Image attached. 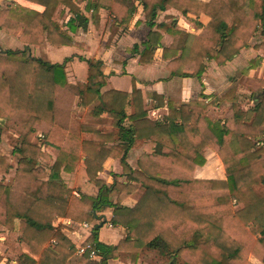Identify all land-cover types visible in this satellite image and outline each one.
<instances>
[{"label":"trees","instance_id":"trees-1","mask_svg":"<svg viewBox=\"0 0 264 264\" xmlns=\"http://www.w3.org/2000/svg\"><path fill=\"white\" fill-rule=\"evenodd\" d=\"M30 1L43 9H2L0 30L11 34L21 31V40L31 44L45 39L53 45L74 43L51 18L59 3L72 13L69 23L76 22L83 28L88 18L79 4L84 1L85 9L92 10L93 22L99 18V9L105 8L114 16L116 27H126L136 11L134 0ZM140 3L150 28L141 63H150L154 49L161 45L160 34L152 30L158 10L170 5L184 14L191 11L199 15L192 5L201 4L200 13L210 17L198 37L174 31V41L163 48L162 59L168 61L173 76L199 77L205 70V59L225 64L248 47L255 34L259 36L255 46H264V0ZM82 59L88 66L87 79L72 84L65 71L68 59L50 63L28 56L26 50H0V130L9 131L19 143L13 149L19 155L16 183L3 185L0 181V227L8 229L5 240L16 251L17 264H87L88 254L75 258L74 244L52 226V221L57 217L90 221L103 207H112L111 224L125 227L127 236L117 245L104 244L98 240L99 225H95L85 243L94 244L98 264H108L120 252L130 255L135 264L142 248L167 256L168 264H252L249 255L264 264V88L245 110L232 102L222 119L206 114L209 104L201 93L202 100L179 107L167 101V114L152 120L143 108L138 88L134 86L130 93L102 92L106 83L102 60ZM261 61L262 57L251 59L242 72L258 67ZM188 63L192 69L185 71ZM249 81L264 87V78ZM153 96L165 105L163 95ZM59 101L89 107L93 116L105 114L116 131L102 132L72 118L59 123ZM130 107L133 112L127 113ZM138 139L153 146V154L138 159L139 168L149 178L165 184L167 190L146 187L139 202L128 208L121 205L122 199L135 188L116 180V174H112L113 181L108 185L98 173L107 157H119L120 175L132 181L126 153ZM42 146L55 153L49 171L37 162L46 156ZM207 146L220 158L224 179L194 177L195 167L206 162ZM81 157L87 178L98 188L95 197L75 196L60 176L61 170L73 171ZM0 166L11 168L9 157L0 154ZM170 189L176 196L170 194ZM112 191L118 193L116 202H112ZM139 213H145L143 218ZM51 238L55 243L47 246Z\"/></svg>","mask_w":264,"mask_h":264},{"label":"crops","instance_id":"crops-1","mask_svg":"<svg viewBox=\"0 0 264 264\" xmlns=\"http://www.w3.org/2000/svg\"><path fill=\"white\" fill-rule=\"evenodd\" d=\"M142 1L149 3L151 0ZM199 1L207 3L210 0ZM86 2L79 4L81 12L88 18L85 28L77 25L76 22L69 23V19L73 17L72 13L62 3H59L52 13V20L58 23L62 32L71 37L74 42L72 45H53L46 39L37 44L26 43L21 40V31L11 34L0 30V48L2 50H26L28 56L41 58L50 63H62L68 59L65 64V71L68 82L72 84L77 81L85 82L87 79L88 66L82 58L100 59L105 66L104 74L106 75V83L101 91L116 90L130 93L135 86L140 90L143 97V108L147 110L148 118L152 120L161 119L167 114V101H170L174 107H179L182 103L191 100H202L201 93L206 95L203 100L209 104L206 114L212 119H219L217 116L212 115L216 112L213 109H218L222 104L224 106L226 104L228 110L233 102L232 95L227 91V95L223 94V100L219 101V97L214 98L213 95L208 93L211 86L208 85L206 80L208 77L213 79L217 75L220 76L222 69L238 68L243 71V68L248 66L251 59L262 57L261 64L258 67L249 69L247 73L242 72V76L251 85L256 84L249 80L264 78V53H260V51H264V49H261L264 47L255 46L259 42L258 34L253 36L248 47L242 48L238 54L223 65H217L213 60L205 59V70L199 77L171 75V70L167 65L168 61L162 59L163 48L169 47L174 41V31H181L196 37L200 35L203 27L207 25L210 19L206 13H200L203 11L201 4L192 5L193 9L199 12V15L191 11L184 14L170 5H166L163 10H158L153 21L152 30L160 34L161 45L154 49L150 63H141L139 59L145 48L143 43L147 40L150 28L147 25L144 8L140 0H134L136 11L126 27H116L112 21L114 16L105 8L99 9V18L97 22H93L91 20L92 10L85 9ZM18 6L38 11L43 9V7L30 0H0V10L12 9ZM161 26H165L166 29ZM180 52L181 50H178L176 54L179 55ZM184 67L185 71L186 68L192 69L191 63L185 64ZM258 70L259 73H262L260 76H257ZM153 93L163 95L165 105L157 102ZM75 103L77 105V102ZM132 112L133 108H128L127 113ZM92 117L93 120H91L96 121L92 125L102 132L116 131V128L111 125V120L105 114ZM97 120H103L102 127H100L101 122L97 123ZM128 124L129 122L125 120L124 125L127 126ZM12 142H16L15 136L5 129L0 130L1 155L7 157L15 155L13 154L14 146L11 144ZM152 147L147 140L138 139L127 151L126 162L132 169V181L129 182L126 181L125 176L120 175L122 167L119 157L109 156L104 161L102 171L98 173V178L103 179L110 185L113 181L112 174H116V180L124 184H130L135 188L132 193L122 199V206L133 208L144 194L146 187H151L153 190H167L165 184L149 178L138 166V159L141 155L153 154ZM41 150L46 156L39 157L37 162L49 171L55 160V153L44 146ZM204 155L206 162L203 166L195 167L194 177L223 179V176H221V172L224 174L222 162L215 151L207 146L204 148ZM42 160L43 162H41ZM16 166L17 164L14 166L13 162H11V168L7 170L0 166V181L3 185H15ZM60 176L66 186L72 189L75 196L79 197L81 194H86L95 197L97 195V186L87 178L83 157L77 161L73 171L65 172L61 170ZM117 196L116 191L111 192L112 202H116ZM112 210V207H103L100 211H96L98 217L90 222L57 217L52 221V226L67 236L75 248L86 241L95 225H99L98 240L100 242L117 245L126 239L127 231L122 225L111 224ZM144 215L145 213H139L141 218ZM7 233V228L0 227V264H17L16 251L4 242ZM52 240L54 239L49 240L47 246L55 243V240L54 243ZM79 255L75 253L74 257L78 258ZM248 260L252 264H261L253 255H249ZM98 262L99 256H95L90 258L87 264H98ZM168 262V257L160 255L158 251L142 248L138 253L135 264H168ZM108 264H132L131 257L125 252H120L117 258L109 259Z\"/></svg>","mask_w":264,"mask_h":264},{"label":"rangeland","instance_id":"rangeland-1","mask_svg":"<svg viewBox=\"0 0 264 264\" xmlns=\"http://www.w3.org/2000/svg\"><path fill=\"white\" fill-rule=\"evenodd\" d=\"M253 40H252V42H253ZM261 49L263 50L264 48H261ZM0 50H2V49L0 48ZM260 53H264V51H260ZM240 68L242 69V67H240ZM221 71L222 72L220 73V76L217 75L215 78L213 77V79L208 77V79L206 80L208 85L211 86V87H209L208 93L213 95L214 98L219 97L218 100L222 101L223 100L222 95L223 94L227 95L226 92L228 91V92H230V95H232L233 102L238 103L244 110L251 107L253 104V102H252L253 98H255V99L258 98L259 94L262 93V89L264 87L259 86V85H251L242 76V71L238 68L237 69L232 68L231 70L225 68V69H222ZM257 74H258L257 76H260L262 73H259V70H258ZM228 89H230V90H228ZM212 101H213V99H212ZM58 103L59 104L56 107L57 108L56 109V121H58L59 123H66L67 120L70 118H72V119H74L80 123L88 124V125L89 124L92 125L94 122H96L95 120L92 121L93 120V117H92L93 114L91 113V110L89 107L80 108L79 107L80 105L77 106L78 104L76 105V103H74V102L73 103L70 102V103L66 104L64 102L61 103L59 101ZM213 110L216 112L213 113L212 115L217 116L219 119H222L225 116V113L227 110L226 104H225V106H224V104H222L221 106L218 107V109H213ZM97 121H98L97 123L101 122L100 127H102L103 120H97ZM37 135L41 136V132L38 131ZM262 139H264V136L262 137ZM15 140H16V142L11 143L14 147L18 146V144H19L18 139L16 137H15ZM13 154H15V155H10L11 157H9V159H10V162H13L14 166H15L17 164L18 159H19V155L17 153H13ZM41 162H43V160ZM44 163H45V161H44ZM223 172H224V169H223ZM221 174H222L221 176H223V179H224L225 178V172H224V174L221 172ZM169 192L172 196H176V193L173 189L172 190L170 189ZM90 221H92V220H90ZM90 221H88V222H90ZM5 236L7 237L8 233ZM4 242L6 244H8L6 240H4Z\"/></svg>","mask_w":264,"mask_h":264},{"label":"built area","instance_id":"built-area-1","mask_svg":"<svg viewBox=\"0 0 264 264\" xmlns=\"http://www.w3.org/2000/svg\"><path fill=\"white\" fill-rule=\"evenodd\" d=\"M52 242L54 243V240H52ZM75 249H76V253H78L80 255L88 254L89 258H93L96 256V252H95L93 243L83 242L82 244L77 246Z\"/></svg>","mask_w":264,"mask_h":264}]
</instances>
